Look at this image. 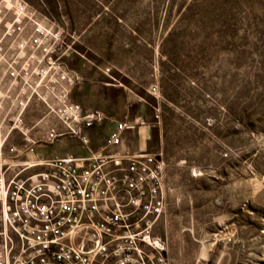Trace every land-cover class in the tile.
<instances>
[{
  "label": "rangeland",
  "instance_id": "obj_1",
  "mask_svg": "<svg viewBox=\"0 0 264 264\" xmlns=\"http://www.w3.org/2000/svg\"><path fill=\"white\" fill-rule=\"evenodd\" d=\"M20 3L63 30L78 76L70 98L104 113L106 139L133 126L124 133L161 158L166 207L153 233L168 264H264V0H0V18ZM87 24L90 57L78 43ZM12 90L0 76V162L16 164Z\"/></svg>",
  "mask_w": 264,
  "mask_h": 264
},
{
  "label": "built area",
  "instance_id": "obj_2",
  "mask_svg": "<svg viewBox=\"0 0 264 264\" xmlns=\"http://www.w3.org/2000/svg\"><path fill=\"white\" fill-rule=\"evenodd\" d=\"M41 17L20 3L9 21L0 18V76L13 88L4 98L15 101L9 121L21 141L9 148L16 158L35 155L38 137L31 132L42 123V145L71 139L88 150L89 131L106 120L102 111L71 100L78 76L64 62L70 45L63 30ZM31 105L41 106L44 114L22 130L18 125ZM51 121L55 124L48 126ZM130 129L118 124L106 148L119 146ZM36 159L21 162L15 172L0 162V264H168L166 243L153 233L166 207L159 156ZM34 167L42 169L22 175Z\"/></svg>",
  "mask_w": 264,
  "mask_h": 264
},
{
  "label": "crops",
  "instance_id": "obj_3",
  "mask_svg": "<svg viewBox=\"0 0 264 264\" xmlns=\"http://www.w3.org/2000/svg\"><path fill=\"white\" fill-rule=\"evenodd\" d=\"M80 28L79 29L77 28L78 29L77 32L79 35H81L80 41H78V43L81 45L82 52L84 53V55L88 54V57H90L91 54L93 56L97 55V52L99 50H97L96 47L94 46V43L88 39V36H90V34L92 33L90 24L81 26ZM85 57H83V59H85ZM88 57L85 59L87 62L88 60H90V58ZM89 69L90 68L88 64H84V67L78 68L77 73L88 74ZM82 107L91 109L90 107H86L85 105H82ZM30 108H35L37 113H39L40 117H42V115L44 114V109L41 106L31 105ZM29 111L30 110H28V112L25 115L26 120L30 121L31 123H35L38 119H40V117L36 118L35 116L34 117L29 116ZM41 129L42 130L36 132L34 136H38V138H41V136L44 134V127ZM124 132L122 133L121 136V144L117 147H111L107 149L106 146L108 140L106 138L108 137L109 134L108 128L101 129V127L98 126L89 131L91 143H90V148L88 150H84L79 145H77L75 141L71 139H63L57 142L54 146H45L42 144L37 145L35 157L44 159L51 157H64L68 154H72L79 159H91L98 155L106 156L113 153L123 155V154H136L142 152L144 150V143L142 142L143 140L141 139L142 137L140 135L138 136H136L135 134L130 135ZM15 138L17 139L16 136ZM33 156L34 155H26L23 158L24 159L23 161L29 163V161L33 160L34 158ZM12 159H19V158L14 157ZM32 163L34 162L32 161L31 164ZM7 164L11 166L10 172H15L22 169L21 162L16 164L15 163H7ZM41 169H42L41 167H34L31 169H27L22 172V175L32 174L37 171H40Z\"/></svg>",
  "mask_w": 264,
  "mask_h": 264
}]
</instances>
